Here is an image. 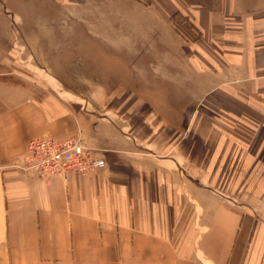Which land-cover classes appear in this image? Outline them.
I'll return each mask as SVG.
<instances>
[{
  "label": "crops",
  "instance_id": "crops-1",
  "mask_svg": "<svg viewBox=\"0 0 264 264\" xmlns=\"http://www.w3.org/2000/svg\"><path fill=\"white\" fill-rule=\"evenodd\" d=\"M15 1L0 0V264H264V0H50L70 27L100 11L107 45L83 51L80 82L50 84L3 80ZM78 133L97 173L13 166L29 138ZM188 218L196 250L191 230L172 240Z\"/></svg>",
  "mask_w": 264,
  "mask_h": 264
},
{
  "label": "rangeland",
  "instance_id": "rangeland-1",
  "mask_svg": "<svg viewBox=\"0 0 264 264\" xmlns=\"http://www.w3.org/2000/svg\"><path fill=\"white\" fill-rule=\"evenodd\" d=\"M8 8L12 9L16 13V16L10 23L11 40L9 41V47L11 62L10 69L8 70L10 75L5 76L6 78L3 80L9 79L11 83H19L22 80L21 78H24L28 82L50 84L51 82L54 83L56 78L66 81L68 78L66 73L69 70L75 72V75H70L69 78L77 83L80 82L79 79L83 73V61L81 59L83 51L86 54H90L91 52L92 55L97 56L107 46L105 43H99L98 41L101 35H106L105 28L99 26L100 11L93 9L86 13L76 11L80 14V18L84 17L85 19L83 18V23L71 20V28L65 23L66 13H63L61 8L56 7L50 0H16L15 2H11ZM173 14L170 16V19L174 29L187 39L196 40L198 38L196 29L193 30L189 27L176 25L171 18ZM73 23L74 27L72 26ZM68 36L74 38L76 41L74 44H71L74 45L75 50L74 53H71L70 65L67 63L69 62L67 60L69 55L68 50H70L67 48ZM195 36L197 38L193 39ZM86 38L87 40L84 41ZM106 51L114 52L113 49H107ZM127 61L129 69V60ZM2 67L5 66L0 65V68ZM55 93L61 94L62 92L56 91ZM78 135L83 138L81 134L78 133L76 136ZM38 137L62 139L47 135ZM100 169L91 173H97ZM218 192L223 194V197H226L227 200L231 201L232 198L236 200L235 194H228L220 189H218ZM183 222L186 225L180 228ZM203 229V226L202 228L195 226L193 219L176 220L175 223L172 221V240L175 244H180L185 239V230H191L192 234L188 238L187 243L196 250L199 242V239L196 238L199 237ZM198 255V259L202 260V255L200 253Z\"/></svg>",
  "mask_w": 264,
  "mask_h": 264
},
{
  "label": "built area",
  "instance_id": "built-area-1",
  "mask_svg": "<svg viewBox=\"0 0 264 264\" xmlns=\"http://www.w3.org/2000/svg\"><path fill=\"white\" fill-rule=\"evenodd\" d=\"M95 148L78 136L62 139L49 137L31 138L25 150L13 161L22 172H31L44 182L68 172L91 173L104 165L94 155Z\"/></svg>",
  "mask_w": 264,
  "mask_h": 264
},
{
  "label": "trees",
  "instance_id": "trees-1",
  "mask_svg": "<svg viewBox=\"0 0 264 264\" xmlns=\"http://www.w3.org/2000/svg\"><path fill=\"white\" fill-rule=\"evenodd\" d=\"M171 18H172V20H174L176 25L183 26V27L184 26L189 27L193 30L195 29L193 23L187 18V16H184L179 12H175ZM195 38H197V36L193 37V39H195Z\"/></svg>",
  "mask_w": 264,
  "mask_h": 264
}]
</instances>
